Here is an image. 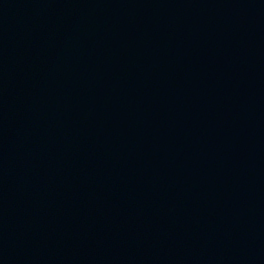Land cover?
<instances>
[{
  "label": "water",
  "instance_id": "water-1",
  "mask_svg": "<svg viewBox=\"0 0 264 264\" xmlns=\"http://www.w3.org/2000/svg\"><path fill=\"white\" fill-rule=\"evenodd\" d=\"M0 264H264V0H0Z\"/></svg>",
  "mask_w": 264,
  "mask_h": 264
}]
</instances>
